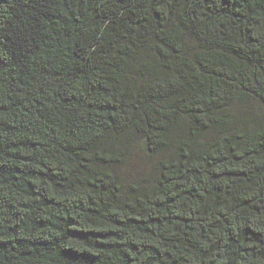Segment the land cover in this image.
I'll list each match as a JSON object with an SVG mask.
<instances>
[{"label":"trees","instance_id":"obj_1","mask_svg":"<svg viewBox=\"0 0 264 264\" xmlns=\"http://www.w3.org/2000/svg\"><path fill=\"white\" fill-rule=\"evenodd\" d=\"M0 264H264V0H0Z\"/></svg>","mask_w":264,"mask_h":264}]
</instances>
